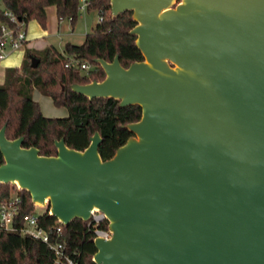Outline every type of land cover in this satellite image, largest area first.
<instances>
[{"label": "water", "instance_id": "1", "mask_svg": "<svg viewBox=\"0 0 264 264\" xmlns=\"http://www.w3.org/2000/svg\"><path fill=\"white\" fill-rule=\"evenodd\" d=\"M109 4L131 12L142 60L96 58L104 77L70 89L138 105L132 135L106 160L98 131L45 156L5 123L0 183L63 225L103 211L111 236L92 239L95 264H264V0Z\"/></svg>", "mask_w": 264, "mask_h": 264}, {"label": "trees", "instance_id": "2", "mask_svg": "<svg viewBox=\"0 0 264 264\" xmlns=\"http://www.w3.org/2000/svg\"><path fill=\"white\" fill-rule=\"evenodd\" d=\"M0 24L8 22L4 11H9L21 22L35 20L43 29L47 26L46 8L54 6L58 18H78L79 0H1ZM110 0H90L86 11H101V20L84 35L82 42H66L60 51L49 45L42 50H27L21 65L7 67L4 81L0 84V128L6 123V137H23L22 146L36 147L45 156L56 155L55 140L64 139L69 148L82 151L88 146L89 138L98 131L101 140L98 153L102 160L110 158L116 148L132 135L126 125L137 121L141 111L138 105L120 107L119 100L109 97H88L70 89V84L101 80L104 72L93 60L101 58L111 62L117 54L123 67L130 62L142 60L139 49L134 45L135 35L129 29L135 25L130 11L117 16L110 15ZM30 55L39 62L30 66ZM91 64L90 70L79 67H64L68 57ZM37 89L51 98L56 107H65V117H45L40 105L32 97ZM3 156L0 152V164ZM10 183H0V203L18 196V213L14 225H22V216L33 214L35 206L25 189L11 193ZM14 189V187H13ZM40 226L51 229L52 242L63 245V255L72 259V264H95V247L91 230L86 221L74 218L68 225H61V233L55 232L57 219L44 209L38 214ZM57 255L41 240L19 231L0 228V264H65L57 262Z\"/></svg>", "mask_w": 264, "mask_h": 264}, {"label": "built area", "instance_id": "3", "mask_svg": "<svg viewBox=\"0 0 264 264\" xmlns=\"http://www.w3.org/2000/svg\"><path fill=\"white\" fill-rule=\"evenodd\" d=\"M90 0H79L78 11L79 13L85 12ZM97 13V22L101 20V11L95 10ZM8 16V22L0 24V62L4 60L11 52L20 49L26 42V27L25 23L21 22L15 15L9 11H4ZM63 20L64 18H59ZM66 19L71 22L70 17ZM79 67L82 70H90L92 68L86 60H77L68 57L64 63V67ZM19 198L13 195L10 199L0 203V228H4L9 231H19L23 235H29L35 239L41 240L48 244L55 252L58 259L57 262H65V264H72V259L69 256L63 255V245L60 242H52L51 229H46L40 226L38 222V214H25L22 216V225L16 227L14 225L15 217L18 213ZM88 228L91 230L92 239L101 238L108 239L111 236V231L108 228L107 219L103 211L93 208L89 212V217L86 220ZM56 226L53 227L55 232L61 233V225L59 220L56 222Z\"/></svg>", "mask_w": 264, "mask_h": 264}, {"label": "rangeland", "instance_id": "4", "mask_svg": "<svg viewBox=\"0 0 264 264\" xmlns=\"http://www.w3.org/2000/svg\"><path fill=\"white\" fill-rule=\"evenodd\" d=\"M2 2L0 0V6H1ZM52 7H50L51 10ZM97 22V13L96 11H88V12H81L78 14V18L76 19V21L74 22V24L72 25V32H68L66 31V25L67 23H70L66 18H64L62 21H60V31H61V35L58 37H55V43L60 42L59 45L60 46H64V44L66 42H70L73 44H79L80 42H82L84 35L89 32L94 26L95 23ZM69 33V35H67V33ZM53 39V38H52ZM50 40V39H49ZM52 40V41H54ZM62 43V44H61ZM23 50V49H21ZM20 50V51H21ZM21 62V53L17 52L16 54H13L10 59L8 60V62L4 61L1 65H0V69L2 67V65H6L8 63V65H11V67H15L18 66ZM32 97L35 101H37L41 107V111L43 113V115L45 117H65L68 115V111L65 107H56L52 100L50 99V97L45 96L43 94H41L37 89L34 90V92L32 93ZM12 189H11V193L14 194V192L18 189V185L17 184H11ZM35 209L34 212L36 214H40L43 212V210L46 208L45 206L41 205V204H34Z\"/></svg>", "mask_w": 264, "mask_h": 264}, {"label": "crops", "instance_id": "5", "mask_svg": "<svg viewBox=\"0 0 264 264\" xmlns=\"http://www.w3.org/2000/svg\"><path fill=\"white\" fill-rule=\"evenodd\" d=\"M50 7H52L51 10H50ZM46 15H47V26L45 29H43L35 20H31L25 24V27H26V42H25V44L20 49L11 52L4 60H2L0 62V65L4 61L8 62L10 57L13 54H16L17 52L21 53V62L18 65V67H19L22 63V60L25 57V53L27 50H42L49 45H54L60 51H62L63 47L59 45L60 42L55 43V40H54L55 37H58L61 35L59 25L61 24L60 21H62V20H60L57 17L56 8L54 6H49L46 8ZM72 25L73 24H71V22L67 23V25H66V31H68L69 33L72 32ZM68 32H66L67 35H69ZM52 40H54V41H52ZM21 49H23V50H21ZM7 67H11V65H8V63H7L6 65H2V67L0 69V84H2L4 81V72H5V69ZM34 90H33V92H34Z\"/></svg>", "mask_w": 264, "mask_h": 264}]
</instances>
